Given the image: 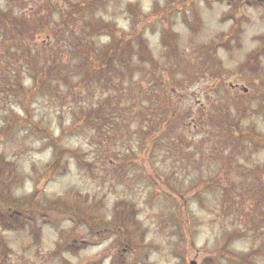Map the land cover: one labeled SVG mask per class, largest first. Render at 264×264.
Instances as JSON below:
<instances>
[{"label": "rangeland", "instance_id": "374dc122", "mask_svg": "<svg viewBox=\"0 0 264 264\" xmlns=\"http://www.w3.org/2000/svg\"><path fill=\"white\" fill-rule=\"evenodd\" d=\"M0 156V264H264V0H0Z\"/></svg>", "mask_w": 264, "mask_h": 264}, {"label": "trees", "instance_id": "16d2710c", "mask_svg": "<svg viewBox=\"0 0 264 264\" xmlns=\"http://www.w3.org/2000/svg\"><path fill=\"white\" fill-rule=\"evenodd\" d=\"M15 167L11 164L7 163L4 157L0 156V173L5 175L6 173H10L15 171ZM126 207L124 204H119L117 210L123 211ZM23 211V210H22ZM133 215V214H132ZM26 222V216L21 212L18 208H9L4 209L0 206V228L4 231H16L24 227ZM87 247L86 243L81 244H71L66 248L72 254L79 253L82 249ZM205 264H214L212 260H207Z\"/></svg>", "mask_w": 264, "mask_h": 264}, {"label": "water", "instance_id": "95a60500", "mask_svg": "<svg viewBox=\"0 0 264 264\" xmlns=\"http://www.w3.org/2000/svg\"><path fill=\"white\" fill-rule=\"evenodd\" d=\"M244 91H245V92H247V90H246V89H245Z\"/></svg>", "mask_w": 264, "mask_h": 264}]
</instances>
